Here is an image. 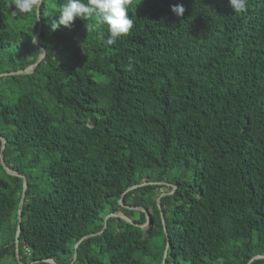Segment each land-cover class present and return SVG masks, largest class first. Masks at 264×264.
Segmentation results:
<instances>
[{"label":"trees","instance_id":"1","mask_svg":"<svg viewBox=\"0 0 264 264\" xmlns=\"http://www.w3.org/2000/svg\"><path fill=\"white\" fill-rule=\"evenodd\" d=\"M12 2L0 0V263L264 264V0H132L114 45L94 16L52 31L66 0L37 19ZM119 211L135 224L104 227Z\"/></svg>","mask_w":264,"mask_h":264},{"label":"clouds","instance_id":"2","mask_svg":"<svg viewBox=\"0 0 264 264\" xmlns=\"http://www.w3.org/2000/svg\"><path fill=\"white\" fill-rule=\"evenodd\" d=\"M44 0H13L8 7H12L13 15L35 13L39 17ZM132 0H66L58 9V18L51 24V30L58 27H71L75 18L89 19L95 17L96 30L99 26L107 25V36L101 35V39L107 45H114L118 38L129 34L133 28L134 20L129 16V6ZM229 6L234 12L245 10L247 0H228ZM175 15L182 16L185 8L182 4H174L170 9ZM33 36V43L38 41ZM129 71L131 66H129Z\"/></svg>","mask_w":264,"mask_h":264},{"label":"water","instance_id":"3","mask_svg":"<svg viewBox=\"0 0 264 264\" xmlns=\"http://www.w3.org/2000/svg\"><path fill=\"white\" fill-rule=\"evenodd\" d=\"M39 27H40V25H39ZM38 33V32H37ZM37 35V34H36ZM44 54H45V50H44V48H41V53H40V55H39V57L37 58V60H36V62L33 64V65H31L30 67H28L27 69H25V70H23V71H19V73H26V72H30V71H32L35 67H36V65L39 63V61L44 57ZM4 141V140H3ZM4 143V142H3ZM1 163H2V165L4 166V168L7 170V172L8 173H10V174H16V173H14V172H12L10 169H8L7 167H6V165H5V163H4V161H3V159H1ZM26 186H27V182L25 181V179H24V181H23V188H22V192H21V197H20V201H19V209H18V216H17V229H16V234H15V243H16V246H18V242H19V235H20V232H21V220H22V210H23V205H24V200H25V194H26ZM129 189H131V188H129ZM128 189V190H129ZM127 190V191H128ZM125 194V193H124ZM124 194H123V196H124ZM164 194H161L160 195V197L161 196H163ZM123 196H122V198L120 199V203H122V201H123ZM159 197V198H160ZM110 216H119V217H121V218H123V219H125L127 222H129V223H132V224H135L130 218H128L127 216H125L122 212H115V213H112V214H109L108 216H106L105 217V224H104V227L106 226V221H107V219L110 217ZM147 222H149V224H151L150 223V219H149V217H147ZM146 222V223H147ZM145 224V223H144ZM144 224H141L140 226L141 227H143L144 226ZM92 235V234H91ZM87 237V236H86ZM81 241V240H80ZM79 241V242H80ZM79 242L78 243H76V245H75V252H74V257H73V261L75 260V258H76V253H77V246H78V244H79ZM168 245H169V242L167 241V247H168ZM166 256V253L164 254V257ZM51 264H55L52 260H48ZM72 264V263H71ZM163 264H164V262H163Z\"/></svg>","mask_w":264,"mask_h":264},{"label":"rangeland","instance_id":"4","mask_svg":"<svg viewBox=\"0 0 264 264\" xmlns=\"http://www.w3.org/2000/svg\"><path fill=\"white\" fill-rule=\"evenodd\" d=\"M2 74H0L1 76ZM169 191V185L167 186H163L159 189L156 190V193L158 196H160L163 193H166ZM137 215V213H136ZM164 224V222H163ZM150 227L149 222L145 223L144 226L142 228L148 229ZM15 233V227H12L11 230L9 231V233H7L4 237H3V241L8 244L10 246V253L12 252L13 248H12V242H13V238L12 235ZM0 264H17L14 259L12 258V256H8L6 257ZM20 264V263H19Z\"/></svg>","mask_w":264,"mask_h":264}]
</instances>
